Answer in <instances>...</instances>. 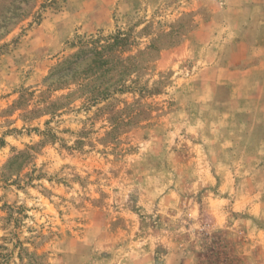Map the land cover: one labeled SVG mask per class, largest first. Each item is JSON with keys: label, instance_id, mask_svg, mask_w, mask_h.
<instances>
[{"label": "rangeland", "instance_id": "obj_1", "mask_svg": "<svg viewBox=\"0 0 264 264\" xmlns=\"http://www.w3.org/2000/svg\"><path fill=\"white\" fill-rule=\"evenodd\" d=\"M173 3L0 0V264H264V126L167 67Z\"/></svg>", "mask_w": 264, "mask_h": 264}, {"label": "crops", "instance_id": "obj_2", "mask_svg": "<svg viewBox=\"0 0 264 264\" xmlns=\"http://www.w3.org/2000/svg\"><path fill=\"white\" fill-rule=\"evenodd\" d=\"M169 11L186 14L191 28L167 51V67L193 61L202 76L195 100H214L225 110L217 120L220 129L248 114L240 124L246 137L255 136L264 126V0H175ZM220 93L222 102L216 100Z\"/></svg>", "mask_w": 264, "mask_h": 264}]
</instances>
